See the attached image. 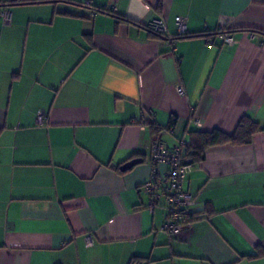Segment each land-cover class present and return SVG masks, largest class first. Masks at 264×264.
<instances>
[{"label": "crops", "instance_id": "crops-1", "mask_svg": "<svg viewBox=\"0 0 264 264\" xmlns=\"http://www.w3.org/2000/svg\"><path fill=\"white\" fill-rule=\"evenodd\" d=\"M2 6L0 264H264V0ZM177 16L188 35L172 45L144 27L163 18L175 35ZM246 116L250 142L193 163L182 187L197 200L169 234L142 188L167 168L153 139L172 148Z\"/></svg>", "mask_w": 264, "mask_h": 264}, {"label": "built area", "instance_id": "built-area-1", "mask_svg": "<svg viewBox=\"0 0 264 264\" xmlns=\"http://www.w3.org/2000/svg\"><path fill=\"white\" fill-rule=\"evenodd\" d=\"M0 18L6 23L10 22L11 11L7 7H0ZM175 22L176 33L183 35L186 32V18L177 16ZM147 28L161 34L167 43H174V36L167 33V26L163 18L151 19L147 23ZM222 38L227 44L235 42L234 37L225 31L222 32ZM176 91L183 94L184 88L181 85L177 86ZM36 120L40 124L44 122L42 111L37 113ZM189 145L190 142L179 141L172 148H168L161 140H153L151 160L155 165L165 163L167 168L161 176L154 174L142 185L143 190L150 196L152 206L157 205L161 199L164 201L166 214L162 229L172 235L180 233L185 228L187 209L197 200L196 195L182 187V182L193 169V164L186 163L184 160V153Z\"/></svg>", "mask_w": 264, "mask_h": 264}, {"label": "trees", "instance_id": "trees-1", "mask_svg": "<svg viewBox=\"0 0 264 264\" xmlns=\"http://www.w3.org/2000/svg\"><path fill=\"white\" fill-rule=\"evenodd\" d=\"M19 2V0H1L0 6ZM104 10V9H102ZM147 28V24L144 26ZM150 33L162 38V35L148 29ZM187 30L183 35L175 34L174 39L178 37L187 36ZM169 44V43H168ZM172 45V44H170ZM154 131L157 132V128L153 127ZM259 125L252 121L248 116L243 117L234 131L230 133L223 132L218 129L207 132H194L190 136V145L186 148L184 153V160L186 163H195L204 158V153L207 147L219 144L230 143L234 145H241L250 142L252 134L257 131ZM159 140L158 138H155ZM153 139V140H155Z\"/></svg>", "mask_w": 264, "mask_h": 264}]
</instances>
